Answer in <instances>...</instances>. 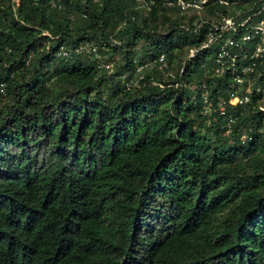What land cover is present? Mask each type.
I'll return each mask as SVG.
<instances>
[{
    "label": "trees",
    "instance_id": "1",
    "mask_svg": "<svg viewBox=\"0 0 264 264\" xmlns=\"http://www.w3.org/2000/svg\"><path fill=\"white\" fill-rule=\"evenodd\" d=\"M48 1L0 0V264H264V112L230 109V137L204 124L191 85L216 49L177 61L172 78L152 67L135 86L120 80L136 40L170 66L240 0H208L195 32L191 17L156 29L177 0ZM121 23L124 65L108 86L81 55L55 56ZM228 80L206 79L212 98Z\"/></svg>",
    "mask_w": 264,
    "mask_h": 264
},
{
    "label": "built area",
    "instance_id": "2",
    "mask_svg": "<svg viewBox=\"0 0 264 264\" xmlns=\"http://www.w3.org/2000/svg\"><path fill=\"white\" fill-rule=\"evenodd\" d=\"M208 0H177L176 5L179 7H190L202 9ZM50 9H59L61 7L59 0H49L47 4ZM248 17L244 23L242 21H231V18L221 17L218 20H209L207 27L204 29V42L195 48L189 50L191 57L194 53L202 48H215L216 54L209 64L201 65L202 77L192 83L191 88L197 91L196 97L199 100V114L206 126L217 125L223 136L230 137L235 117L230 109H246V105L251 109H258L264 112V104L257 105L256 101L264 97V80L262 83L255 84L258 67L264 66V24L258 20L249 24ZM200 21L197 25H192V31L195 32L202 28L203 23ZM242 22V23H241ZM187 29L184 25L180 26ZM241 33L239 38L235 35ZM49 36L47 32H43ZM256 39L253 49L249 54H239L244 50V43ZM96 44L90 40H83L71 47L59 46L55 56L61 59H69L75 55H92L95 58L97 69H108L110 64L103 63L97 57ZM237 51V52H236ZM30 54L27 55L24 63L27 64ZM227 73L229 80L225 85L224 96L212 98L211 89L206 83V79L212 77H223ZM4 83H0L2 90ZM254 98V102L251 99ZM238 139L243 141L245 134L241 132ZM230 141V140H229ZM231 142V141H230Z\"/></svg>",
    "mask_w": 264,
    "mask_h": 264
},
{
    "label": "rangeland",
    "instance_id": "3",
    "mask_svg": "<svg viewBox=\"0 0 264 264\" xmlns=\"http://www.w3.org/2000/svg\"><path fill=\"white\" fill-rule=\"evenodd\" d=\"M17 1V0H15ZM137 4L141 6V0H136ZM176 5V4H175ZM258 5V6H257ZM225 10H226V15L225 18H231V21H236L240 22L244 21L249 18V21L247 22L249 24H253L254 22L258 20H262L264 24V0H240L237 1L236 3L232 4H226L225 5ZM244 10H241L243 9ZM141 12L145 11L144 7H141ZM246 12V15L243 17L242 13ZM161 15H164L168 19H170L169 22H162V17ZM217 15H219V12H217ZM192 18V25H197L198 22H200L201 18L207 19V16L205 15L204 11L202 9H195V8H190V7H179V11L177 10H168L165 11L163 14L158 15V20L156 22V29L157 30H164L169 27L170 24L172 23H180L184 26L188 25V20L189 18ZM243 17V18H242ZM211 20H218L216 17H211ZM241 22V23H242ZM125 26V23L119 24L117 27H114L112 29L106 30L103 34H107V39H101V42L98 40H90L94 44H96V54L97 57H99L103 63H108L110 64V68L108 69H97L96 68V62L95 58L92 55H87L83 54L81 55V60L89 63V65L94 66V68L98 71V76L101 77L99 79L101 81V84L99 85V88L108 86L107 80L108 77L117 70L118 67H123L124 65V50L126 49V46L124 44L125 37L124 33L119 32V30H122L123 27ZM143 45H145V41L143 40H136L135 44L129 48L132 54L133 58V64L134 67L132 69L131 74L126 71L123 72L121 75V82H124L123 84L126 86L132 85L135 86L137 82L141 79L142 75L145 72L151 71L152 67H154L159 73H162L163 76H172L177 72V61L180 62V64H183V62L189 57L190 52L189 50H186L185 46H181L177 48L180 53L177 55V59L175 62L170 64V66L166 65L164 62V59L162 58L161 55L155 60L156 63L152 60H148V52L147 49H143ZM122 47L121 49L117 47ZM65 47H71V46H65ZM180 58V60H179ZM182 69H180L181 71ZM179 71V72H180ZM130 74L128 79L125 81L126 77ZM169 76V77H170ZM47 85L50 86V88H53V91L58 90V86L54 85V80H49L47 82ZM52 85V86H51ZM98 89H95V91ZM1 95H3V103L8 102V98L4 96V93L1 92ZM257 105H262L264 104V97H261L256 101ZM264 122V119H263Z\"/></svg>",
    "mask_w": 264,
    "mask_h": 264
}]
</instances>
